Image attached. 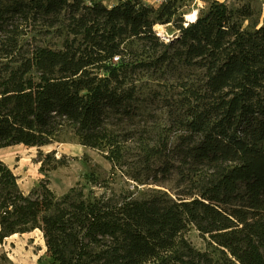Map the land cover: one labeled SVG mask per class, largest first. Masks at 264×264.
I'll list each match as a JSON object with an SVG mask.
<instances>
[{"label":"trees","instance_id":"obj_1","mask_svg":"<svg viewBox=\"0 0 264 264\" xmlns=\"http://www.w3.org/2000/svg\"><path fill=\"white\" fill-rule=\"evenodd\" d=\"M235 1L187 22L180 0H0V149L39 147L48 173L70 158L41 148L77 140L111 163L58 196L49 178L26 193L0 158V242L39 230L48 264H213L185 236L194 226L230 264H264V23ZM156 24L180 33L165 42ZM51 33L61 47L40 43ZM172 63L197 72L179 81L174 145L127 127L139 70ZM133 148L137 174L122 168Z\"/></svg>","mask_w":264,"mask_h":264},{"label":"rangeland","instance_id":"obj_2","mask_svg":"<svg viewBox=\"0 0 264 264\" xmlns=\"http://www.w3.org/2000/svg\"><path fill=\"white\" fill-rule=\"evenodd\" d=\"M93 0H85L91 3ZM108 6H113L119 0H101ZM144 3L158 6L159 0H141ZM213 0H180L183 14L209 6ZM222 1V0H221ZM255 7L259 10L260 24L264 23V0H252ZM230 5L237 3L235 0H227ZM186 19V17H185ZM164 29L173 37L179 35V30L173 24L164 25ZM41 44L51 47H61L63 37L56 33L41 36ZM164 39V38H162ZM168 42L167 39H164ZM138 58L146 56L138 42H135ZM197 76L195 69L185 68L177 64H164L158 67L141 69L137 76L138 96L135 100V116L127 124L129 129H141L143 137L157 135L162 139H168L174 145L177 136L181 132V126L176 118L180 113H185V107L181 104L184 96L183 87L180 86L182 77L193 80ZM44 152L56 150L58 155H68V165L61 166L55 170L43 173L40 171L39 147H28L24 144H17L0 149V158H4L6 163L13 168L19 177L21 188L28 193L33 187L37 186L43 178L50 179V186L56 195L61 196L72 186L83 184L87 189L91 186L89 176L92 168L98 177L103 179L108 177L111 171V163L105 158L104 152L80 144L77 140L53 143L41 148ZM137 149L133 148L126 154L122 168L130 174H137L141 171L143 164L137 160ZM158 164L160 162H157ZM118 187L122 185L132 186V181L128 180L124 184V177L119 171ZM174 174L172 178L164 182V188L173 189L175 187ZM127 180V179H126ZM149 186L141 185L142 195ZM188 240L199 250L207 251L213 257V264H230L224 254L214 243H210L208 236H204L196 227L192 226L185 233ZM46 246L43 234L35 230L25 234H17L6 238L0 242V264H48L45 254Z\"/></svg>","mask_w":264,"mask_h":264},{"label":"bare ground","instance_id":"obj_3","mask_svg":"<svg viewBox=\"0 0 264 264\" xmlns=\"http://www.w3.org/2000/svg\"><path fill=\"white\" fill-rule=\"evenodd\" d=\"M185 17H186V20L187 22H192V21H195L197 18H198V10H194V11H191L189 13H186L185 14ZM155 29L156 31L158 32V34L160 36H162L164 39H170L171 35L168 31H166L164 29V25L163 24H156L155 25ZM18 233H15L13 234L12 236H15L17 235ZM11 237V236H10Z\"/></svg>","mask_w":264,"mask_h":264},{"label":"built area","instance_id":"obj_4","mask_svg":"<svg viewBox=\"0 0 264 264\" xmlns=\"http://www.w3.org/2000/svg\"><path fill=\"white\" fill-rule=\"evenodd\" d=\"M160 2H163V1H165V0H159Z\"/></svg>","mask_w":264,"mask_h":264},{"label":"crops","instance_id":"obj_5","mask_svg":"<svg viewBox=\"0 0 264 264\" xmlns=\"http://www.w3.org/2000/svg\"><path fill=\"white\" fill-rule=\"evenodd\" d=\"M1 159L5 161V159H4V158H1ZM5 162H6V161H5Z\"/></svg>","mask_w":264,"mask_h":264}]
</instances>
